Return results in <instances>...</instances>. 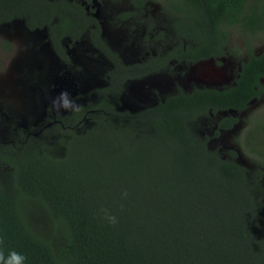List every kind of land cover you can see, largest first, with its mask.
<instances>
[{"label": "trees", "instance_id": "16d2710c", "mask_svg": "<svg viewBox=\"0 0 264 264\" xmlns=\"http://www.w3.org/2000/svg\"><path fill=\"white\" fill-rule=\"evenodd\" d=\"M96 1L0 0V28L45 31L47 83L81 106L57 113L50 96L26 126L0 114V250L26 264H264V121L251 169L212 145L264 97V51L249 46L231 84L129 101L133 83L180 79L219 63L233 32H264V0H129L115 18L137 32L132 56L104 33Z\"/></svg>", "mask_w": 264, "mask_h": 264}, {"label": "rangeland", "instance_id": "374dc122", "mask_svg": "<svg viewBox=\"0 0 264 264\" xmlns=\"http://www.w3.org/2000/svg\"><path fill=\"white\" fill-rule=\"evenodd\" d=\"M94 7L108 39L132 56L137 48L134 44L137 32L129 24L121 22L120 18H115L118 13L131 8L129 0H101L96 1ZM249 46L255 54L263 52L264 32L250 38L239 30L233 32L230 49L226 56L219 59V63L214 59L202 61L189 67L180 79L155 75L133 83L129 101L133 105L149 104L177 86L189 89L193 85L221 87L231 84L248 55ZM90 52L84 44L76 51L87 67L96 63ZM55 72L56 59L45 31H29L21 22L0 28V114L5 119L13 118L21 126H26L32 117L39 114L45 100L56 97L62 90V82L58 83V89H54ZM49 81L54 87L48 84ZM232 114L239 116V124L223 132L212 145L224 151L237 150L238 161L251 169L260 160L253 149L257 146L254 139L259 141L258 137L262 134L259 125L264 121V97L251 101L245 112ZM214 121L215 118L212 124ZM214 128L212 125L211 131Z\"/></svg>", "mask_w": 264, "mask_h": 264}, {"label": "clouds", "instance_id": "9594fccd", "mask_svg": "<svg viewBox=\"0 0 264 264\" xmlns=\"http://www.w3.org/2000/svg\"><path fill=\"white\" fill-rule=\"evenodd\" d=\"M52 108L57 113L60 112H78L81 106L76 102L69 92L61 91L56 97L52 98ZM122 197H127V192L122 193ZM104 218L109 224L115 225L118 221L114 215H111L106 209H102ZM0 244H3V239L0 238ZM0 264H26V257L15 250H10L7 255L3 250H0Z\"/></svg>", "mask_w": 264, "mask_h": 264}]
</instances>
